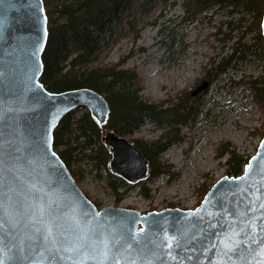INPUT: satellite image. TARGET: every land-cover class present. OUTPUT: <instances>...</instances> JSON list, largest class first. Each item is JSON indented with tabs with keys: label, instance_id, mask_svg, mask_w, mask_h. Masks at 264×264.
<instances>
[{
	"label": "rangeland",
	"instance_id": "374dc122",
	"mask_svg": "<svg viewBox=\"0 0 264 264\" xmlns=\"http://www.w3.org/2000/svg\"><path fill=\"white\" fill-rule=\"evenodd\" d=\"M230 10L213 9L192 20L183 0H171L140 21L137 36L127 34L98 57L94 66L125 60L121 68L138 75L145 102L176 103L187 96L193 108L190 122L178 131L145 122L131 137L171 142L161 155L171 173L143 179L146 195L141 181L130 183L135 185L118 198L108 185L109 172L87 160L72 166L79 189L98 209L116 207L143 215L174 208L195 210L202 190L226 176L228 158L220 156L222 147L230 145L244 158L257 153L264 133V97L258 98L250 83L257 81L264 89V57L254 45L257 31L249 30L254 14ZM238 43L249 50L246 59L235 60L209 82V76L217 73L216 62L231 55ZM205 82L209 87L193 96ZM82 114L76 111L75 117ZM110 174L114 173L110 170Z\"/></svg>",
	"mask_w": 264,
	"mask_h": 264
},
{
	"label": "water",
	"instance_id": "95a60500",
	"mask_svg": "<svg viewBox=\"0 0 264 264\" xmlns=\"http://www.w3.org/2000/svg\"><path fill=\"white\" fill-rule=\"evenodd\" d=\"M0 133L10 140L9 155L3 157L10 181L9 187L15 189L9 195L14 201H21L25 205L44 204L51 207L53 213L61 216V222L71 227L70 217L72 209L82 216L83 221L91 227H96V221L105 225L106 230L128 228L139 232L147 229L146 221L161 220L167 227V235L173 234V224L180 227L187 224L190 214L195 211L167 209L162 212H152L147 215L133 210L107 207L100 211L86 198L78 188L70 172L53 150V133L62 118L72 112L87 109L100 126L106 124L110 112L106 100L96 91L80 89L66 91L59 94L48 92L40 83L42 73L41 56L47 41V21L41 0H0ZM264 38V17L262 22ZM203 83L193 96L208 87ZM106 144L113 154L111 170L130 182L144 179L148 172V161L144 158L131 141L117 137L114 133L105 138ZM264 137L253 157L259 159L264 156ZM19 149V151H15ZM52 153H55L53 156ZM250 159L255 166L256 160ZM2 166V165H0ZM245 169L242 176L245 175ZM259 185L264 189V175H254L247 182L249 185ZM239 184V186H237ZM244 184L234 182L233 178L224 177L219 180L206 194L200 207L202 212L219 211L206 201H214L215 196L225 195L229 201L247 204L251 199L249 193L243 192ZM255 187H249V192H255ZM235 194V195H234ZM51 201L57 203L51 204ZM68 214V217L64 216ZM84 213H98L83 215ZM228 219H233L228 217ZM206 227V224L204 225ZM162 235V233H161ZM206 233L200 234L203 238ZM152 238L160 242L159 235L152 234ZM212 243L208 244L211 251L201 254L199 244L196 250H175V259H166L163 264H209V258L215 262ZM13 253L8 252L11 256ZM191 256L192 259H188ZM6 259V257H5ZM237 257H233L228 264H236ZM8 264H18L9 261ZM156 264H161L157 261ZM251 264H255L254 261Z\"/></svg>",
	"mask_w": 264,
	"mask_h": 264
},
{
	"label": "trees",
	"instance_id": "16d2710c",
	"mask_svg": "<svg viewBox=\"0 0 264 264\" xmlns=\"http://www.w3.org/2000/svg\"><path fill=\"white\" fill-rule=\"evenodd\" d=\"M170 1L42 0L47 18V41L41 56L43 70L40 83L51 93L94 90L105 98L110 108L108 121L103 127L98 125L90 112L83 111L78 119L75 114L64 117L53 134V148L75 180L72 166L80 161H90L94 166L109 172L112 155L103 141L104 131H115L118 136L132 137L145 122L159 127L170 126L176 131L190 122L193 108L189 105L187 96L184 95L176 103L150 104L140 96L142 90L138 75L121 68L125 60L111 66H94L98 57L121 38L127 34L137 36L140 21L150 17L159 7L167 6ZM228 8L231 13L254 14L249 30L257 31L254 45L264 57V0H183V9L192 20L213 9ZM248 51L238 43L227 58L220 62L213 61L211 65L214 66L216 62L214 69L217 73L209 76V82L232 67L235 60L246 59ZM258 84L259 82L254 81L250 83V88L257 92L258 98H263L264 89L258 88ZM132 141L149 163L148 180L171 173V166L161 159L171 142ZM220 156L228 158L226 175L229 177L241 176L249 163V158L236 153L230 145L222 147ZM108 185L118 198L123 197L131 187L121 177L110 173ZM208 189L202 190V200ZM146 190V185L142 182L141 192L144 195Z\"/></svg>",
	"mask_w": 264,
	"mask_h": 264
},
{
	"label": "snow or ice",
	"instance_id": "6c2138e0",
	"mask_svg": "<svg viewBox=\"0 0 264 264\" xmlns=\"http://www.w3.org/2000/svg\"><path fill=\"white\" fill-rule=\"evenodd\" d=\"M11 144L10 140L0 138V264L9 261L18 264H156L159 261L163 264L166 259H175L173 251L189 248L195 251L197 244L203 255L211 251L208 244L213 240L216 243H212V249L218 259L213 262L209 258V264H228L233 257H237L236 264L252 261L264 264V189L254 182L247 183L254 175H264V156L253 157L256 165L249 162L245 175L233 178L234 182L244 184L243 192L249 193L251 199L247 204L241 206L242 202L217 195L214 201L206 203L219 211L197 209L195 214H190L187 224L178 228L173 224V234L169 236L168 227L158 219L146 221L148 228L139 232L132 228L106 230L99 221L95 228L91 227L73 208L71 227H66L50 206L14 201L9 193L15 189L8 186L7 177L12 169L7 168L3 159L10 154ZM249 187H255V192H249ZM153 233L159 235V243L152 238ZM202 233H206L203 238ZM8 252L13 254L9 256Z\"/></svg>",
	"mask_w": 264,
	"mask_h": 264
}]
</instances>
